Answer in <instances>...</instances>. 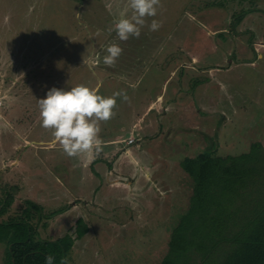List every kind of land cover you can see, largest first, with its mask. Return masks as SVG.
I'll return each mask as SVG.
<instances>
[{"label": "rangeland", "instance_id": "1", "mask_svg": "<svg viewBox=\"0 0 264 264\" xmlns=\"http://www.w3.org/2000/svg\"><path fill=\"white\" fill-rule=\"evenodd\" d=\"M126 6L127 0H0V101L3 107L6 99L19 101L25 109L35 104L38 108V100L45 98L54 84L63 86L64 73L53 71L70 69L72 76L65 91L79 84L94 88L102 82L100 95L126 94L127 100L123 95L116 98L115 116L99 122L100 128L104 125L114 134L125 128L121 134L126 136L136 114L160 91L167 71L165 65L168 67L172 77L168 99L161 104L159 112L152 111L143 122L147 126L160 116L163 138L154 143L146 137L141 148L136 143L131 146L144 162L161 161V168L158 166L152 175L159 176L166 193L161 196L152 188L145 194L147 198L137 201L136 209L134 204L127 206L118 198L108 202L120 207L112 212L117 223L111 225L121 227L127 218L134 223L132 230L121 229L116 235L121 242L112 245L114 258L110 264H157L166 254L170 234L192 195L194 181L183 169L182 160L214 145L218 155L246 152L255 141L264 146V0H160L156 15L143 18L145 23L139 38L122 41L115 31L109 33L108 29ZM32 7L34 12L29 13ZM131 16L128 9L127 17ZM153 20L161 25L156 31L150 30ZM98 30L100 34L96 35ZM10 32L17 37L13 41L10 36L12 40L8 42ZM111 44L123 51L114 66L109 67L103 63V57ZM89 58L97 59L94 72L83 64V59ZM131 68H136L133 75L123 73ZM60 86L57 89H62ZM38 123L34 134L52 135L51 130L41 126L40 119ZM8 131L3 112L0 115V197L24 181L27 185L32 180L36 182L38 178L33 175L38 158L43 163L50 156L44 150H40L39 156L27 149H21L19 155L14 151L22 158L20 170L24 171L12 172L17 162L5 153L9 142L18 138ZM59 151L55 150L53 157H61ZM123 160L122 166L132 169L128 158ZM27 168L33 173H27ZM88 170L73 167L71 173L76 179L70 180L74 185L72 190L92 198V177L87 176ZM24 173L29 176L24 177ZM16 175L20 178H15ZM42 175L46 177L47 172ZM82 175L83 184L76 182ZM34 186L33 190L28 188L37 198L39 189L38 185ZM123 194L124 191L120 192ZM19 195L3 218L21 212L25 206L22 197L30 193L19 192ZM65 204L47 203L43 213ZM82 214L91 213H70L64 230L75 224L83 229L85 220L75 222ZM87 219L93 225L103 224L99 218ZM31 221L39 238L51 239L63 234L64 230L59 229L62 224L55 219L51 222L36 215ZM71 233L75 236L74 230ZM5 247L0 243V264H6ZM96 249L90 240L78 239L68 253L69 264H104L97 257Z\"/></svg>", "mask_w": 264, "mask_h": 264}, {"label": "trees", "instance_id": "2", "mask_svg": "<svg viewBox=\"0 0 264 264\" xmlns=\"http://www.w3.org/2000/svg\"><path fill=\"white\" fill-rule=\"evenodd\" d=\"M7 36L13 41L17 37ZM215 148L181 162L194 181L192 195L159 264H264V146L255 141L237 155H218ZM10 189L0 197V243L6 246V264H45L48 255L55 258L54 264L68 259L72 235L39 238L31 221L36 215L50 218L57 211L43 213L41 205L27 199L20 213L2 217L18 187ZM83 233L77 227L76 235Z\"/></svg>", "mask_w": 264, "mask_h": 264}, {"label": "crops", "instance_id": "3", "mask_svg": "<svg viewBox=\"0 0 264 264\" xmlns=\"http://www.w3.org/2000/svg\"><path fill=\"white\" fill-rule=\"evenodd\" d=\"M94 60L96 61L97 59ZM95 66H97V61L95 65L89 67V69L94 72L93 70L95 69ZM135 70L136 68H131L123 73L130 76L136 72ZM165 70H167L166 76L164 77L160 91L156 92L155 97L150 98L142 110L136 114L135 119L129 129V133L126 136H123L121 131L125 128H120V131L114 134L112 130L107 131L106 126L104 127L103 125V127L100 128L101 131L99 133V138L102 141L100 145V151L98 153L94 152L92 156L82 153L77 157H73V159L72 157H68L63 152L59 144H53L52 135L47 136L44 132H38L37 134H34V130L38 126V121L40 119V110L39 107L36 108L37 104L33 105L35 107L25 109L22 106L23 104H21L19 101L14 103L13 101H7L4 99V107L2 105L0 106V115L2 116L4 112V122L10 129L8 132L14 134L18 138L17 140L9 142L10 146L7 147L8 150L5 153L6 155H11L17 162V167L15 166L12 168V172L19 174V172L24 171L23 169V171L20 170L22 158L18 156L21 152V149L30 150V153L37 156H39L40 150H44L48 151L50 155L47 159H44L43 163L41 162L43 159L38 158L39 162H37L34 167V171L36 172L33 175V178H38L37 181H34L33 183L32 180V184L28 183V185L26 184V181H24V183L18 184V195L16 194L14 199L17 200V196H20L19 192L21 195L26 192V194L30 193V196L22 197L24 202L25 200L29 199L41 205L42 208L44 205H47V203H67L62 207H58L50 211L49 213L57 212L50 218H47L50 219L51 222H54L55 219L56 222L59 224L61 223L62 226L60 225L59 227L61 231L64 230L66 223H68L67 220L70 219V217H68L70 213H72V215H75L76 213H91L89 215H79L75 219V222L79 219L85 220V226L83 228L84 233L81 236L76 235L77 227L75 224L74 227L64 230L63 234L58 237L71 234L74 238V243L71 249L75 246L78 239H83L84 241L86 239L90 240L91 243H95L97 248L96 250L98 251L96 253L98 254L97 257L99 256V259L102 258L104 264L112 263V258H114L111 254L114 250L112 245L114 246L116 245L115 243L121 242L120 239L115 238L116 235L119 234L121 229L125 232H127V228L132 230V226L134 225L133 220L131 218H127V220L121 224V227L114 226L117 222L113 220L112 212H114V210L118 211L120 207H116V203L111 205L108 202L111 201V199L118 198V200H122H120V202L126 204L127 206H129L130 203L134 204V209H136L137 201L143 197L147 198L145 194L151 192L150 190L152 188H155L156 191L158 190L157 192H159V195L161 196L166 193L163 185L160 184L161 179L159 176L155 178L152 175L153 170H158L159 167L161 168V161L150 160V162H144L131 148V146L135 143L138 148H141L142 142L146 137L151 138V140L153 139L152 142L154 143L161 142V139L163 138V119L160 116L151 120L147 126H144L143 122L152 111L159 112L161 104H164L165 100L168 99V88L170 86L172 77L170 76V70L166 65ZM49 72L52 74V70H49ZM53 73H64V76L61 79L63 86H60V84L58 85V83H56V85L54 84V86L55 88L60 86V88L66 90L67 83L72 76L71 70H54ZM49 78L51 79L53 77L50 75ZM53 82H55L54 79ZM174 99L175 98L173 97L172 100ZM167 105H169V101H167ZM129 137L135 138V141L131 144L127 143V139ZM55 150H60L59 153L61 157L56 158V155L53 157V152ZM14 151H17L18 155L15 154ZM125 157L128 158V163H132V169L129 167V169H127L126 167L122 166V162L124 161L123 159ZM46 160H48L47 163L45 162ZM51 160H54L55 162H52ZM76 166L90 169L88 170L89 172H87V176L92 177V182L90 183V186L92 187V198H86V196H84L80 191L75 192L72 190L74 185L72 184L73 181L70 179H73L74 177L71 171L73 167ZM42 169H45L43 173H41ZM26 170L27 173H33L31 172V169L29 170V168ZM45 172H47V175H45L46 177L42 175ZM24 175L26 178L29 176V174L27 175L26 173H24ZM12 176L14 175L12 174ZM15 178L20 177L18 176ZM83 180L84 178L82 175V177H79L76 182L83 184ZM25 184L27 185L26 188H24ZM34 185H38L39 189L37 198L35 197L36 195H32L31 192L35 187ZM50 185L53 187L49 188ZM28 187H32V190ZM102 187L103 190H101ZM123 191L124 194L121 196L120 192ZM144 210L145 209H143V211ZM93 217L101 219L100 222L103 224H90L87 218L94 219ZM104 219H106L105 222H103ZM143 224L144 223H141L140 225ZM126 225H128V227H126ZM73 230L75 232V236H73L71 233ZM121 240L124 242L125 238H122ZM103 251L104 253L101 255V252ZM156 263L159 264L160 262L158 261Z\"/></svg>", "mask_w": 264, "mask_h": 264}, {"label": "clouds", "instance_id": "4", "mask_svg": "<svg viewBox=\"0 0 264 264\" xmlns=\"http://www.w3.org/2000/svg\"><path fill=\"white\" fill-rule=\"evenodd\" d=\"M160 0H127L125 11H122L108 29L115 31L120 40L126 41L129 37L139 38L145 16H155ZM128 9L131 18L127 17ZM161 25L153 20L151 31H156ZM99 30L96 35H99ZM123 49L116 44L107 47V55L103 63L109 67L114 66ZM96 61L92 58L83 59V64L94 66ZM102 82L94 88L83 84L71 87L70 90L51 88L45 98L38 100L41 126L51 130L53 144H59L68 157H77L80 154L92 156L100 151L102 141L99 138L101 131L99 122H107L115 116L116 98L126 94L115 92L112 96H102L99 89ZM52 255L45 257V264H54ZM60 264H69L67 257H62Z\"/></svg>", "mask_w": 264, "mask_h": 264}, {"label": "built area", "instance_id": "5", "mask_svg": "<svg viewBox=\"0 0 264 264\" xmlns=\"http://www.w3.org/2000/svg\"><path fill=\"white\" fill-rule=\"evenodd\" d=\"M2 105V102L0 101V106ZM135 141V138L134 137H129L128 139H127V143L128 144H131V143H133Z\"/></svg>", "mask_w": 264, "mask_h": 264}]
</instances>
